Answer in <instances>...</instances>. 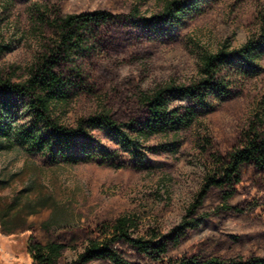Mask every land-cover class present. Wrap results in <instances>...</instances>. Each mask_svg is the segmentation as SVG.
Masks as SVG:
<instances>
[{
	"label": "rangeland",
	"instance_id": "1",
	"mask_svg": "<svg viewBox=\"0 0 264 264\" xmlns=\"http://www.w3.org/2000/svg\"><path fill=\"white\" fill-rule=\"evenodd\" d=\"M168 1L0 0V80L15 83L29 78L58 39V18L95 11L128 16L134 10L141 18H157L156 28L140 19L93 25L87 49L73 63L59 62L71 86L54 115L70 128L106 112L142 125L148 116L143 92L191 84L199 79L205 55L223 46L238 50L252 39L259 43L252 66L237 60L232 72H224L229 94L210 95L198 107V122L178 137L144 142L140 158L107 127H87L71 150L61 151L50 131L35 122L28 99L11 94L5 109L0 97V113L7 114L13 133L0 135V264H34L30 237L65 245L56 264H76L89 241L110 236L123 216L135 220L136 237L171 234L196 202L214 155L227 158L240 146L251 114L264 102V0H191L192 11L180 23L159 18ZM172 103L189 104L177 97ZM229 205L234 210L222 209L223 192L213 188L193 216L198 223L179 240H167V258L264 260V170L245 167ZM115 247L133 264H159L123 241Z\"/></svg>",
	"mask_w": 264,
	"mask_h": 264
},
{
	"label": "trees",
	"instance_id": "2",
	"mask_svg": "<svg viewBox=\"0 0 264 264\" xmlns=\"http://www.w3.org/2000/svg\"><path fill=\"white\" fill-rule=\"evenodd\" d=\"M190 1H168L159 18L167 23L182 22L192 11V5L188 3ZM116 19H140L149 28H156L158 23L156 17L141 18L137 10L128 16L95 11L58 18L54 21L58 39L31 69L29 78L21 83H15L11 79L0 80V97L3 107L5 109L9 107V102L5 99L11 94L28 99V108L35 122L38 125H44L50 131L51 140L61 151L71 150L76 138L86 135L87 127L95 129L107 127L114 140L133 156L140 158L143 155L141 148L144 142L159 135L174 134V137H178L180 132L192 128L198 122V107L203 106L210 95L229 94V84L224 78V72L227 70L228 73L232 72L229 69L237 60L248 67L252 66L255 60L253 53L259 44L257 40L252 39L242 48L233 51L223 46L217 53L207 54L202 58L199 79L195 82L188 85L169 83L151 92H143L140 95V102L147 109L148 116L142 125L138 126L135 120L128 123L119 122L106 112L82 119L75 128H70L54 115L56 107L68 100V90L71 86V80L58 71L59 62L65 60L73 63L72 57L87 49L86 34L91 27ZM259 40H264V29ZM173 97L186 100L189 104L175 106L172 103ZM6 118L5 112L0 113V135L11 138L12 128L6 123ZM248 166L264 170V102L262 110L251 114L242 132L240 146L227 158L214 155L213 166L207 172L204 186L196 202L189 208L187 216L174 232L162 237L158 235L136 237L134 235L137 228L135 220L132 217L123 216L118 218L112 226L110 236L104 238L100 236L90 240L75 263L89 264L98 260H107L112 264H133L124 259L115 247L117 242L123 241L141 255L159 264H264V260L258 258L231 261L217 257L205 261L195 258L171 261L167 258L169 252L167 240H179L187 230L198 223V219L193 216L213 188L223 192L222 209L234 210L229 203L235 195L236 187L242 182L244 168ZM4 224L2 222V225ZM65 249L66 246L62 244L43 245L35 242L33 237L28 239V252L34 264H56Z\"/></svg>",
	"mask_w": 264,
	"mask_h": 264
}]
</instances>
